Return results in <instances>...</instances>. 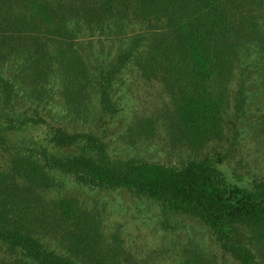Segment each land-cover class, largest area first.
Segmentation results:
<instances>
[{"label": "trees", "instance_id": "obj_1", "mask_svg": "<svg viewBox=\"0 0 264 264\" xmlns=\"http://www.w3.org/2000/svg\"><path fill=\"white\" fill-rule=\"evenodd\" d=\"M87 32L121 34L125 45L113 61L96 64ZM130 66L171 95L173 142L202 149L225 136L233 100L242 112L264 96V0H0V149L13 132L43 131L0 171V242L12 256L0 264L106 263L101 215L77 198L48 195L63 176L147 196L165 212L202 222L237 264H259L264 177L232 180L220 152L179 166L113 159L98 129L73 132L39 115L41 102L62 88L69 112L89 123L97 102L98 124L106 125L118 111L115 83ZM28 102L34 114H16ZM157 122L142 117L134 128L152 137ZM259 126L264 138V111ZM52 239L64 249L44 241Z\"/></svg>", "mask_w": 264, "mask_h": 264}, {"label": "rangeland", "instance_id": "obj_2", "mask_svg": "<svg viewBox=\"0 0 264 264\" xmlns=\"http://www.w3.org/2000/svg\"><path fill=\"white\" fill-rule=\"evenodd\" d=\"M135 29L141 30L140 27ZM83 38L93 46L88 53L91 58H99L96 62L99 65L104 60L103 65L113 61L125 45L122 35L114 32L94 36L87 32ZM112 95L118 111L106 125L98 124L101 110L97 102L93 104L96 111L92 112L96 118L89 123L69 112L62 88L61 91L56 89L53 95L51 93V98L46 99L49 102L42 101L37 109L39 115L73 132L98 129L107 140L113 159L137 158L179 166L189 158L221 153L222 166L232 180L248 181L264 177V138L259 126V117L264 111V96L252 98L242 112L236 110L233 100L225 115V136L194 150L172 140L169 122L175 105L161 81L145 78L135 66H130L119 76ZM30 104H20L18 110L21 112L16 114L29 111L33 115L35 105L29 107ZM147 116L158 120V128L152 137L137 134L134 128L138 120ZM37 129L13 132L10 143L0 149V171L9 169L13 158L34 144L33 139L43 133ZM61 180L63 185L60 190L48 194L51 198H77L86 209L101 215L105 264H237L232 255L219 247L212 231L195 218L165 212L157 201L124 188H93L66 176ZM44 241L64 249L60 239ZM254 250L259 264H264V250L258 247ZM4 258L12 256L0 242V259Z\"/></svg>", "mask_w": 264, "mask_h": 264}]
</instances>
